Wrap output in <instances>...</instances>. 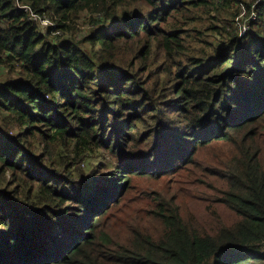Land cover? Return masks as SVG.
I'll return each mask as SVG.
<instances>
[{
    "label": "trees",
    "instance_id": "trees-1",
    "mask_svg": "<svg viewBox=\"0 0 264 264\" xmlns=\"http://www.w3.org/2000/svg\"><path fill=\"white\" fill-rule=\"evenodd\" d=\"M254 2L248 28L219 18L220 43L194 47L193 15L238 0H0V264H264ZM216 142L231 150L207 167L201 218L161 198L135 208L144 174H189Z\"/></svg>",
    "mask_w": 264,
    "mask_h": 264
},
{
    "label": "rangeland",
    "instance_id": "rangeland-1",
    "mask_svg": "<svg viewBox=\"0 0 264 264\" xmlns=\"http://www.w3.org/2000/svg\"><path fill=\"white\" fill-rule=\"evenodd\" d=\"M238 1L240 4L233 5L232 7L228 8L227 11L221 13L222 16H219V14L212 8L207 12L199 11V13L195 14V18L193 15L194 19L192 18V20H190L191 27L193 29H199L201 31L202 37L201 41L194 40V47H201L204 41L220 43L224 36H226V32L229 31L231 26L226 27V30L223 33H219L209 28L212 23H215L218 26H223V21L218 20L219 18L230 19V23L233 25V28H235L237 32H240V25L242 30L243 26H245V28L249 27L250 16L244 18L243 20L242 18L245 17V13H247V5L249 4L251 7L254 0ZM259 1L260 0H256V2ZM24 9L26 11H29L27 7H24ZM85 20L86 18L82 17L80 19V22H84ZM41 24H43V22ZM47 24L48 23L44 22L45 26H47ZM86 26V24H82L81 31L79 32L80 36L84 34L83 29ZM192 38L193 32H190V35L187 37L188 42H192ZM17 72V69L14 70L11 73V76H17ZM6 74L7 69L5 67H0V78L6 76ZM228 144L230 143L216 142L212 146H206L202 155L198 157L196 163L193 166L187 167V171L189 172V174L177 175L170 173L169 175H162L160 179H156V175L144 174L141 179L134 183L136 185V188H134L133 192L136 200L135 208L137 204L140 203L143 208L154 210L153 207L156 206L157 199L161 198L168 202H172L174 200L179 203L180 211H182L186 217L194 215V217H196L197 219L201 218L203 215L202 208L204 202L200 201L197 196L201 195V191L206 190L207 183L212 179L207 171V167L215 165L218 166L221 164L223 156H225L231 150V147ZM99 158H103V155H101V153L92 155V159L94 161ZM105 165L106 167L111 166L110 158ZM122 169H126V167H122ZM182 181H185V186L183 189L180 188ZM114 187L115 184L110 186L109 188L113 189ZM131 187L133 188L132 185ZM138 188H145V193L143 195L139 193V190H137ZM92 199L95 203H98L101 198L95 196ZM125 208L129 209V206L125 205ZM155 224L156 223L153 220L146 219L143 227L145 229H153L155 227Z\"/></svg>",
    "mask_w": 264,
    "mask_h": 264
},
{
    "label": "built area",
    "instance_id": "built-area-1",
    "mask_svg": "<svg viewBox=\"0 0 264 264\" xmlns=\"http://www.w3.org/2000/svg\"><path fill=\"white\" fill-rule=\"evenodd\" d=\"M243 28H245V26Z\"/></svg>",
    "mask_w": 264,
    "mask_h": 264
}]
</instances>
